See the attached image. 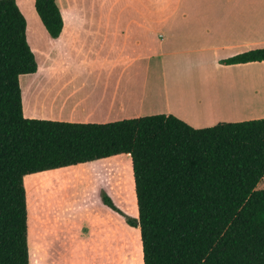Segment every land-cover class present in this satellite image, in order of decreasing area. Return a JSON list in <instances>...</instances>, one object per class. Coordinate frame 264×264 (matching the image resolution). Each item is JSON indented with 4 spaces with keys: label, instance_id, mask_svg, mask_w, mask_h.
<instances>
[{
    "label": "trees",
    "instance_id": "16d2710c",
    "mask_svg": "<svg viewBox=\"0 0 264 264\" xmlns=\"http://www.w3.org/2000/svg\"><path fill=\"white\" fill-rule=\"evenodd\" d=\"M35 9L59 38L56 0ZM255 62L264 48L223 64ZM37 71L25 16L16 0H0V264H31L28 178L120 155L132 161L138 217L108 195L103 202L140 229L143 264H264V119L204 129L164 114L108 124L27 119L20 78Z\"/></svg>",
    "mask_w": 264,
    "mask_h": 264
},
{
    "label": "crops",
    "instance_id": "0c3cea01",
    "mask_svg": "<svg viewBox=\"0 0 264 264\" xmlns=\"http://www.w3.org/2000/svg\"><path fill=\"white\" fill-rule=\"evenodd\" d=\"M29 1L25 10L16 0L27 26L34 21L27 39L38 63L20 78L25 118L108 124L164 114L196 129L264 119L255 115L264 113V62L223 64L264 48V0H56L57 39ZM236 91L243 111L230 109ZM75 205L51 236L55 262L127 264L119 256L140 229L104 204Z\"/></svg>",
    "mask_w": 264,
    "mask_h": 264
},
{
    "label": "rangeland",
    "instance_id": "374dc122",
    "mask_svg": "<svg viewBox=\"0 0 264 264\" xmlns=\"http://www.w3.org/2000/svg\"><path fill=\"white\" fill-rule=\"evenodd\" d=\"M29 4V0L23 3L25 10ZM28 26L30 30L34 26L31 18H29ZM234 98L236 105H230V109L236 110L237 107L243 111L241 110L243 109V95L236 91ZM262 114L264 113H255V115ZM26 187L29 204L31 264H61V259L55 262L58 244L55 239H51V236H54L60 228V220L68 215L70 204L73 205L71 209L77 211L79 207L75 204L79 201L81 205H84L88 200L98 205L100 209L104 204L103 197L108 195L114 205L126 216L138 217L132 161L129 155L96 161L76 169L30 177L26 181ZM262 189H264V179L257 186V190ZM81 205L80 209H82ZM115 220L117 223L121 222L119 219ZM129 241L131 250L119 256L122 259L121 262L128 264L132 259L133 264H143L141 237L136 235L130 237Z\"/></svg>",
    "mask_w": 264,
    "mask_h": 264
}]
</instances>
